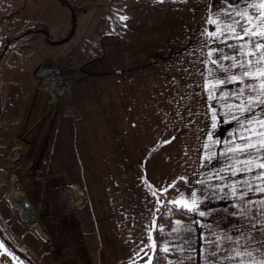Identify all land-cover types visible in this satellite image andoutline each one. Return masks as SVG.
Wrapping results in <instances>:
<instances>
[{
  "label": "crops",
  "instance_id": "obj_1",
  "mask_svg": "<svg viewBox=\"0 0 264 264\" xmlns=\"http://www.w3.org/2000/svg\"><path fill=\"white\" fill-rule=\"evenodd\" d=\"M18 1L40 17L5 15L8 0H0V37L34 25L55 40L67 34V6L58 0ZM120 3L126 17L121 35L98 29L93 45L101 55L79 67L69 93L75 156L64 164L72 167L45 173L50 186L44 182L40 191L42 215L28 203L37 229L0 193L3 238L33 264H148L162 202L158 193L176 185L165 199L192 217L176 218L160 230L164 264H259L264 191L259 184L253 188L245 232L237 192L223 190L219 174L207 166V132L218 130L214 117L238 116L239 109L240 117H264V105L252 104L244 113L249 98L258 97L264 61L257 64V58L264 49H253L242 33L236 38L237 22L249 26L239 13H264L260 0ZM258 23L252 25L257 33L264 31ZM0 264L27 262L0 239Z\"/></svg>",
  "mask_w": 264,
  "mask_h": 264
},
{
  "label": "rangeland",
  "instance_id": "obj_2",
  "mask_svg": "<svg viewBox=\"0 0 264 264\" xmlns=\"http://www.w3.org/2000/svg\"><path fill=\"white\" fill-rule=\"evenodd\" d=\"M109 1H100L95 9V2L91 4L86 0V5L82 7L87 6L86 13L77 14L74 36L67 42L51 44L44 36L21 38L8 45L0 59V193L8 195L10 179L15 177L18 190L25 196L27 203L39 208L37 217L42 215L40 191L45 186V173L56 172L58 175L60 170L65 172L72 166L64 163L75 156V104L69 93L75 86L80 66L73 64L69 54L81 40L93 44L98 29L106 31L100 21L106 16V4ZM44 12L47 13V10ZM11 13L20 20L40 17V13H31L26 3L18 0H8L4 14ZM71 15L67 34L58 40L71 32ZM26 29L29 28L5 31V35L0 37V50L10 38ZM50 40L57 41L51 37ZM49 62H52L49 68L56 67L69 83V88L59 98H55L45 88L47 69L42 67ZM39 66L41 68L37 73ZM240 112V109L236 112L238 116L213 118L218 130L207 132V166L215 177L219 174L223 190L230 192L233 189L234 193L237 192L236 199L241 205L238 211L242 213L246 232L250 231L253 188L259 184L262 189L264 184V168L260 167L264 163V147L261 146L264 136L257 134L264 132V127L258 123L264 117H240ZM225 121L227 125H224ZM245 145L255 147L245 148ZM46 186H50L49 180Z\"/></svg>",
  "mask_w": 264,
  "mask_h": 264
},
{
  "label": "trees",
  "instance_id": "obj_3",
  "mask_svg": "<svg viewBox=\"0 0 264 264\" xmlns=\"http://www.w3.org/2000/svg\"><path fill=\"white\" fill-rule=\"evenodd\" d=\"M63 5L67 6L70 12L75 16L77 14H85L87 10V6L84 8L74 9L68 5L66 0H58ZM121 0H110L106 5V16L103 20L100 21L101 26L109 33L121 35L122 33V10H121ZM76 21V20H75ZM72 26H75V22H72ZM44 35L47 42L51 44H63L67 42L74 36V32H70L64 39L57 40L52 42L50 40V36L47 32V29L43 26L34 25L33 27L23 30L22 33L19 35L10 38L7 41L5 47L0 50V59L3 57L5 51L7 50L8 45L12 42L17 41L18 39L24 38L29 35ZM101 55V51L95 48L92 42L88 40H81L76 48H74L70 54L69 59L73 62V64L81 66L84 63L98 58ZM176 188V185L168 189L164 193H158L162 199L161 204L159 205L156 215H155V226L153 229V241H154V251L151 258V261L148 264H163L166 259V256L162 253L160 249V242H159V232L162 228H167L170 226L171 222L176 219H189L192 217L190 211L178 207L176 205L170 204L165 199L166 195L171 194ZM0 239L4 242V244L15 254L19 255L27 264H33L24 254L16 250L6 239L3 238L2 232L0 230Z\"/></svg>",
  "mask_w": 264,
  "mask_h": 264
},
{
  "label": "snow or ice",
  "instance_id": "obj_4",
  "mask_svg": "<svg viewBox=\"0 0 264 264\" xmlns=\"http://www.w3.org/2000/svg\"><path fill=\"white\" fill-rule=\"evenodd\" d=\"M260 8L264 9V0H260ZM241 16L247 17L248 25L247 27L239 25V22H237V26L240 27V33H236V38H243V36H249L250 39L247 41V43L252 44L253 49H264V31H260L257 33L253 28V21L258 20L259 23L255 25L256 28L264 29V13L257 12L255 16H251L248 13H239ZM122 19H126V17H123ZM241 33L243 36H241ZM257 37L255 41L251 39V37ZM253 55H256L255 52H253ZM262 61H264V52H261L257 58V64H260ZM243 75L248 76L249 72L246 70ZM260 78L262 80L261 87L258 93L257 98H249L248 102V111H252L251 105L257 104V105H264V71H261ZM249 87L252 88L253 91H257L256 88L249 85ZM260 123L261 127H264V120L258 121ZM260 136H264V132L257 133ZM261 146L264 147V141L261 142ZM245 148L255 147L254 145H245ZM258 151L260 148L257 149ZM261 168H264V163L260 164ZM261 191H264V189H261ZM155 195V193H153ZM195 194H193L194 196ZM173 203H178V201H173ZM167 251V248L164 249ZM248 255H251V253H248ZM259 264H264V260H261Z\"/></svg>",
  "mask_w": 264,
  "mask_h": 264
},
{
  "label": "bare ground",
  "instance_id": "obj_5",
  "mask_svg": "<svg viewBox=\"0 0 264 264\" xmlns=\"http://www.w3.org/2000/svg\"><path fill=\"white\" fill-rule=\"evenodd\" d=\"M46 71L44 80L45 88L48 89L55 98H59L63 92L69 88V83L67 82L66 77H64L56 67L48 68ZM10 180L11 188L7 195V201L14 210L19 212L21 217L27 220V222L29 221L30 227H35L37 229L29 204L27 203L25 196L18 190L19 185L16 178L12 177Z\"/></svg>",
  "mask_w": 264,
  "mask_h": 264
},
{
  "label": "built area",
  "instance_id": "obj_6",
  "mask_svg": "<svg viewBox=\"0 0 264 264\" xmlns=\"http://www.w3.org/2000/svg\"><path fill=\"white\" fill-rule=\"evenodd\" d=\"M66 1H67L71 6H74L75 9L82 8L83 6L86 5V4H85V1H86V0H66ZM99 2H100V0H96V1H95V3H94V5H95V9H96V7L98 6ZM95 9H94V10H95ZM93 14H94V11L92 12L91 16H93ZM75 43H77V42H75ZM75 45H76V44H75ZM52 62H53V61H52ZM52 62L47 63L46 66H45V67H42V68H43V69H48V68L52 65ZM40 68H41V66H39V67L37 68V73H38V71H39Z\"/></svg>",
  "mask_w": 264,
  "mask_h": 264
},
{
  "label": "water",
  "instance_id": "obj_7",
  "mask_svg": "<svg viewBox=\"0 0 264 264\" xmlns=\"http://www.w3.org/2000/svg\"><path fill=\"white\" fill-rule=\"evenodd\" d=\"M71 18H72V22H75L76 19H75V16L73 14L71 15ZM73 31H74V27L71 29V32H73Z\"/></svg>",
  "mask_w": 264,
  "mask_h": 264
}]
</instances>
